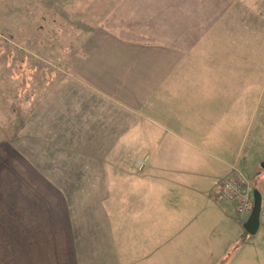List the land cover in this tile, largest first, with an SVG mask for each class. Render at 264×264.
<instances>
[{"label": "crops", "instance_id": "1", "mask_svg": "<svg viewBox=\"0 0 264 264\" xmlns=\"http://www.w3.org/2000/svg\"><path fill=\"white\" fill-rule=\"evenodd\" d=\"M69 3L97 27L37 78L54 86L24 132L38 144L0 130V264H211L232 246L264 264V193L253 235L216 194L264 182V0Z\"/></svg>", "mask_w": 264, "mask_h": 264}, {"label": "rangeland", "instance_id": "2", "mask_svg": "<svg viewBox=\"0 0 264 264\" xmlns=\"http://www.w3.org/2000/svg\"><path fill=\"white\" fill-rule=\"evenodd\" d=\"M55 1L0 0V130L9 131V133L3 132L4 135L14 134L16 141H18L16 135L24 134L28 141L22 142L21 147H24L25 143L31 144L28 134L24 133L28 128H35L34 131L37 133L39 96L44 98L46 91L54 87L38 85L37 78L43 76V67L45 66L44 72L47 76H50V71L58 65V62H62L64 67V63L70 60L75 50H79L87 35L93 34V30L97 27L95 21L77 20L90 14L80 9L71 14L69 0H63V3L59 2L58 5ZM75 7L79 8L81 5ZM150 34L156 37L165 36V32H150ZM42 60L50 64L44 65ZM27 81L33 84L29 86ZM31 112L36 113L37 116ZM46 137L48 139L51 134H46ZM31 141L38 144L35 140ZM262 141L264 142V139ZM33 148H29V151L36 152L37 149ZM47 151L51 154L55 153V149ZM41 165L40 168L45 173L53 171L52 165ZM250 183L253 192L264 193L263 181L250 179ZM233 211L235 216L242 219V216ZM234 249L235 247L232 246L231 253L224 260L209 261V263L246 264L242 257L233 260Z\"/></svg>", "mask_w": 264, "mask_h": 264}, {"label": "built area", "instance_id": "3", "mask_svg": "<svg viewBox=\"0 0 264 264\" xmlns=\"http://www.w3.org/2000/svg\"><path fill=\"white\" fill-rule=\"evenodd\" d=\"M145 160L137 163L141 171ZM218 198L233 203L238 215L247 217L253 209L252 188L249 179L239 173H233L229 178L219 182L217 185Z\"/></svg>", "mask_w": 264, "mask_h": 264}, {"label": "water", "instance_id": "4", "mask_svg": "<svg viewBox=\"0 0 264 264\" xmlns=\"http://www.w3.org/2000/svg\"><path fill=\"white\" fill-rule=\"evenodd\" d=\"M261 168L264 171V162L261 164ZM261 201L257 192H253V209L248 217L247 222L244 225V230L249 234L253 235L259 225Z\"/></svg>", "mask_w": 264, "mask_h": 264}]
</instances>
